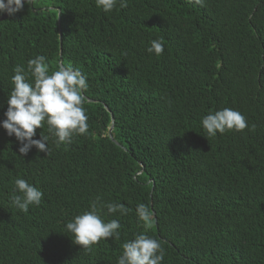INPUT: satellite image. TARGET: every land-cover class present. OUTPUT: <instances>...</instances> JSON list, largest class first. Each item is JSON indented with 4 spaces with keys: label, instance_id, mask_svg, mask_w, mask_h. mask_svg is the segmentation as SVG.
I'll return each mask as SVG.
<instances>
[{
    "label": "trees",
    "instance_id": "trees-1",
    "mask_svg": "<svg viewBox=\"0 0 264 264\" xmlns=\"http://www.w3.org/2000/svg\"><path fill=\"white\" fill-rule=\"evenodd\" d=\"M154 39L160 56L146 51ZM37 55L50 73L60 59L87 77L89 131L22 157L0 127V264H116L141 232L160 241L162 264H264V0H127L109 13L33 0L0 21V120L15 65ZM225 107L249 127L205 137L202 117ZM16 178L44 194L27 213L10 204ZM97 197L127 214L103 208L120 237L86 253L62 231Z\"/></svg>",
    "mask_w": 264,
    "mask_h": 264
},
{
    "label": "clouds",
    "instance_id": "clouds-1",
    "mask_svg": "<svg viewBox=\"0 0 264 264\" xmlns=\"http://www.w3.org/2000/svg\"><path fill=\"white\" fill-rule=\"evenodd\" d=\"M195 2L203 4L204 0ZM31 4L32 0H0V14L7 12L13 15ZM95 4L104 13H109L117 4L120 8L127 7V0H95ZM146 51L160 56L164 52V45L161 40L154 39ZM13 72V87L7 96V108L3 113L5 118L0 120V127L8 136H15L20 145V156H26L33 147L48 155L50 137L59 147L70 144L76 135L88 134V116L83 105L86 101L84 93L89 85L87 77L79 69L61 64L58 70L50 73L46 57L37 55L28 59L26 66L15 65ZM45 125L48 135L40 132V138L34 139L37 129ZM201 125L207 138L228 131L242 132L249 127L241 112L227 107L208 112L202 117ZM251 127L255 128V125ZM43 195L37 186L23 178H16L10 204L27 213L30 206L41 204ZM105 207L107 214H127V208L122 203L103 204L97 197L87 210L73 216L64 225L62 232L71 234L73 242L86 253L101 240L120 237L119 220L102 218L101 212ZM136 214L140 221L147 223L150 220V213L143 204L137 205ZM122 248L116 264H162L164 260L165 253L160 241L145 232L135 234L134 238L123 243Z\"/></svg>",
    "mask_w": 264,
    "mask_h": 264
},
{
    "label": "water",
    "instance_id": "water-1",
    "mask_svg": "<svg viewBox=\"0 0 264 264\" xmlns=\"http://www.w3.org/2000/svg\"><path fill=\"white\" fill-rule=\"evenodd\" d=\"M32 2H33V0H32ZM29 6L32 7V4L29 5ZM7 16H8V13H7V12L2 13V14L0 15V21H2L3 19H5ZM59 19H60V17H59V10H58V23H59ZM59 33H60V29H59ZM58 64H59V66L61 65V61H60V59H59V61H58ZM88 100H89V101H94V100H92V99H88ZM105 108H106L107 110H109V109L107 108L106 105H105ZM111 118H112V115H111ZM112 127H113V123H111V125H110V127H109V129H108V135H109V137H110L112 140H114V139H113V136H112V134H111ZM150 206L152 207L151 202H150ZM153 216H154V218H155V213H154V212H153Z\"/></svg>",
    "mask_w": 264,
    "mask_h": 264
}]
</instances>
